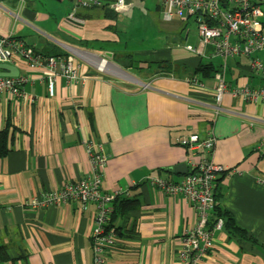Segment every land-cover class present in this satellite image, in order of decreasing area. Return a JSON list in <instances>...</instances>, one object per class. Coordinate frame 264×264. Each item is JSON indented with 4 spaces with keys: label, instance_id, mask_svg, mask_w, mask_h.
I'll return each mask as SVG.
<instances>
[{
    "label": "crops",
    "instance_id": "obj_1",
    "mask_svg": "<svg viewBox=\"0 0 264 264\" xmlns=\"http://www.w3.org/2000/svg\"><path fill=\"white\" fill-rule=\"evenodd\" d=\"M35 1L0 0V35L44 57L71 55V49L106 54L132 75L100 73L72 54L78 76L58 74L50 95L46 61L31 67L14 54L7 63L31 81L20 96L0 92V131L10 118L19 128L13 150L0 156V246L8 255L0 264H94L95 202L30 204L89 177L90 150L107 157L102 192L130 200L126 214L113 221L120 239L103 250L102 264H190L179 253L182 237L197 220L193 203L152 187L147 178L180 181L189 173L188 161L200 160L201 153L193 155L178 139L191 133L216 137L214 159L226 169L216 178L217 202L247 232L241 237L214 229L213 246L197 264H264V153L257 149L264 139V102L230 92L221 103L215 100L218 74L233 88L263 87L264 75L252 70L251 59L264 64V51L224 63L169 38L163 47L132 51L137 63H124L112 55L127 49L115 46V21L104 11L79 8L71 18V0H49L46 7ZM200 63L216 71L205 77L196 71Z\"/></svg>",
    "mask_w": 264,
    "mask_h": 264
},
{
    "label": "built area",
    "instance_id": "obj_2",
    "mask_svg": "<svg viewBox=\"0 0 264 264\" xmlns=\"http://www.w3.org/2000/svg\"><path fill=\"white\" fill-rule=\"evenodd\" d=\"M71 1L72 8L69 14L71 18L75 17L76 10L79 8L120 13L126 10L128 2V0ZM156 1L161 7V18L164 21H172L174 18L195 21L198 45L184 46L189 52L208 58L218 56L226 63V60L231 57L249 58L255 52L264 51V0ZM208 48L212 50L211 53L207 51ZM14 54L24 56L31 67L41 66L46 61V67L50 72L48 79L50 95L53 94L54 81L58 74L68 78L78 76V64L75 63V57L72 54L44 57L21 40L12 36L0 35V63H9ZM78 57L98 72L115 76L113 73L115 71L111 67L112 62L106 54L79 50ZM57 66L60 72L56 70ZM251 68L261 71L264 75V64L259 59H251ZM30 81L27 75L0 76V92L9 91L13 95L20 96L24 93L23 86ZM225 92H230L232 96L248 102H264V86L252 88L244 85L233 88L227 84L224 73L218 74L215 89V100L218 104L221 103ZM217 109L219 112L220 107ZM178 143L188 148L193 155L201 153V159L190 158L188 162L191 169L180 181H172L161 176H148L147 181L152 187H159L167 194H183L193 203L197 212V220L195 225L189 227L182 237L179 256L185 262L197 264L213 246L214 229L223 227L221 218H218L211 227L210 217L218 203L215 195L216 178L226 169L214 159L216 137L213 133L204 136L191 133L179 138ZM257 149L264 153V139L258 143ZM90 155L93 169L89 177L69 182L60 190L44 193L40 199L31 200L30 204L44 208L47 205L60 204L70 199H79L83 204L90 201L95 202L97 208L92 232L94 264H102L101 253L107 247L117 244L120 231L111 226L112 206L116 196L105 194L101 190L102 168L107 157L101 152L93 153L91 150Z\"/></svg>",
    "mask_w": 264,
    "mask_h": 264
},
{
    "label": "rangeland",
    "instance_id": "obj_3",
    "mask_svg": "<svg viewBox=\"0 0 264 264\" xmlns=\"http://www.w3.org/2000/svg\"><path fill=\"white\" fill-rule=\"evenodd\" d=\"M35 2L41 6L43 5L42 7H46L49 0H36ZM157 5L158 2L156 0H128L126 10L117 13L115 28L117 30L118 42H116L117 44L114 43L115 46L118 45V47L126 48L129 51L138 52L163 47L169 38L174 41H185L188 44L197 46L195 21L193 19L182 20L180 18L164 21L161 18V10H158ZM184 26L189 30L188 38L185 37ZM70 51L71 54L78 55L79 50L71 49ZM120 57L121 59L123 58L122 54ZM122 61L124 60L122 59ZM112 63L111 67L113 71L118 68L125 73L128 72L123 67L115 65V62L113 65ZM113 73L115 76L118 75V73ZM128 73L131 74L130 72Z\"/></svg>",
    "mask_w": 264,
    "mask_h": 264
},
{
    "label": "trees",
    "instance_id": "obj_4",
    "mask_svg": "<svg viewBox=\"0 0 264 264\" xmlns=\"http://www.w3.org/2000/svg\"><path fill=\"white\" fill-rule=\"evenodd\" d=\"M158 10H161V7L159 5H157ZM105 17L111 20L116 21L117 19V13L115 12H111V11H105ZM104 51V50H103ZM68 55L67 52L64 53H60L56 54V56H62V55ZM122 54V59L124 61H122L120 55ZM113 57L115 58V61H122V62H126V61H130V62H136L138 61V58L136 56V54L132 51L129 50H123V51H114L112 52ZM196 71L201 73L203 76L208 77L211 76L212 73H214L216 71V68L212 65V64H205V63H200L197 68ZM19 131V128H17V126L14 125L13 121L10 119H8L6 121V125L3 127V129L0 131V156H4L6 155L8 152L12 151L15 145V139H16V134ZM216 195V193H215ZM217 199V198H216ZM129 199L127 198V196H123V195H117L114 199L113 202V211L111 214V226L114 228H117L114 224L113 221L114 219L121 213L122 216L124 214H126V210L128 209V205H129ZM211 216L210 217V224L211 222L214 224L218 218L223 219V227L228 230L230 233H232L233 235L236 236H246L247 232L245 229H243L242 227H240L236 220L234 219L233 215L226 210H223L219 204L217 203V205L214 207V209L211 212ZM120 233L121 230L119 228H117ZM8 259V255L5 252V247L4 246H0V262L7 260Z\"/></svg>",
    "mask_w": 264,
    "mask_h": 264
},
{
    "label": "water",
    "instance_id": "obj_5",
    "mask_svg": "<svg viewBox=\"0 0 264 264\" xmlns=\"http://www.w3.org/2000/svg\"><path fill=\"white\" fill-rule=\"evenodd\" d=\"M1 69H5L7 72L6 73L0 72V76H17L19 74V70L17 67L7 63H0V70ZM179 168L180 166H177V169Z\"/></svg>",
    "mask_w": 264,
    "mask_h": 264
},
{
    "label": "bare ground",
    "instance_id": "obj_6",
    "mask_svg": "<svg viewBox=\"0 0 264 264\" xmlns=\"http://www.w3.org/2000/svg\"><path fill=\"white\" fill-rule=\"evenodd\" d=\"M115 72L118 73V75L129 77V75H127V73L123 72L122 70H120L118 68H117V70H115Z\"/></svg>",
    "mask_w": 264,
    "mask_h": 264
}]
</instances>
